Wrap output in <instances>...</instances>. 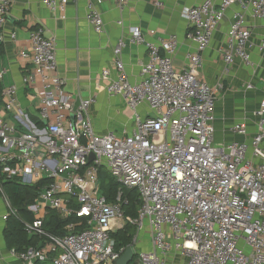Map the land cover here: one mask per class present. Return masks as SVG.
Here are the masks:
<instances>
[{"label":"built area","instance_id":"obj_1","mask_svg":"<svg viewBox=\"0 0 264 264\" xmlns=\"http://www.w3.org/2000/svg\"><path fill=\"white\" fill-rule=\"evenodd\" d=\"M13 1L0 0V45L7 38L4 28ZM71 1L42 0L56 12H64ZM115 1L123 10L130 0ZM234 5L241 11L234 13L227 47L222 49L229 73L237 59L251 64L246 15L264 25V0H204L184 8L182 17L196 50L182 71L173 65L175 38L148 42L142 30L133 27L131 41L146 47L149 60L141 67L140 80L132 83L122 60L125 40L117 41L115 74L104 70L96 88L126 101L133 130L123 135L96 131L88 115L96 98L77 104L66 94L64 81L56 76V40L41 27L30 33V48L21 57L33 68L22 83L38 89L39 118L47 127L36 129L20 108L17 85L5 88L3 111L14 112L21 129L0 118V193L6 196V182L37 186L49 180L28 208L36 221L24 224L29 236L47 241L49 250L12 249L13 255L26 264H114L124 249L117 250L113 234L129 224L136 229L133 264H166L170 236L186 264H264V101L255 113L258 130L251 150L246 143L218 146L215 91L201 78L203 54ZM87 17L94 31L103 35L105 22L93 5ZM117 24L123 25L122 20ZM10 37L15 39L16 33ZM259 50L264 52V42ZM6 75L0 64V82ZM232 132L246 136L247 126L236 124ZM101 173L119 185L112 202L102 194L106 184ZM131 190L137 191L141 203L135 219H127L124 208L129 202L125 192ZM44 209L81 222L69 224L63 236L50 234L39 215ZM145 233L151 236L150 250L138 251Z\"/></svg>","mask_w":264,"mask_h":264},{"label":"crops","instance_id":"obj_2","mask_svg":"<svg viewBox=\"0 0 264 264\" xmlns=\"http://www.w3.org/2000/svg\"><path fill=\"white\" fill-rule=\"evenodd\" d=\"M203 1L130 0L122 10L115 0H72L64 12H56L47 8L42 0H14L4 28L7 38L0 45V64L7 71L4 82H0V118L21 129L14 112L3 111L6 101L3 95L5 88L17 85L20 108L28 115L36 129L44 130L47 127L39 118L41 100L38 89L35 86H24L22 83L23 76L28 74L33 66L21 57V53L30 48V33L41 27L49 38L57 42L56 76L64 81L65 93L72 95L77 104L81 99L96 98V103L88 113L96 131L101 134L131 133L132 113L126 101L120 97H111L96 88L104 70L109 69L115 74L114 47L117 41L120 38L125 40L122 60L132 83L140 80L141 67L149 60L146 47L131 41L130 29L133 27L140 28L148 42L158 43L159 40L175 38L178 48L173 55V65L176 70L182 71L189 65L190 54L196 50L195 43L188 36L191 28L183 19L182 11L187 7L199 6ZM90 5H93L104 19L103 35L94 31L87 17ZM240 11L238 5L230 8L214 32L211 43L203 54L201 78L215 91L214 143L218 146L246 143L251 150L252 139L258 130V118L255 113L264 101V52L259 50L260 44L264 42V25L261 20L246 15V24L251 30L253 44L250 49L251 64L237 59L227 73L222 49L227 47L233 15ZM118 20H122L123 25L119 26ZM14 32L16 38L11 39L10 36ZM162 54L165 55L164 52ZM241 123L247 126L246 136L232 132V127ZM7 198L0 193V264H26L12 254L7 241L10 218L18 216V213L15 216L10 214L9 205L12 204ZM50 213H54L59 220H64L58 213L49 209H44L39 215L45 222ZM23 235L25 241L29 242L34 238L36 246L48 252L49 245L45 239L31 237L26 231ZM168 242L170 251L166 264H186L182 251L175 246L171 236L168 237ZM150 247L151 236L145 233L137 250H150ZM26 248L28 247L20 251Z\"/></svg>","mask_w":264,"mask_h":264},{"label":"trees","instance_id":"obj_3","mask_svg":"<svg viewBox=\"0 0 264 264\" xmlns=\"http://www.w3.org/2000/svg\"><path fill=\"white\" fill-rule=\"evenodd\" d=\"M2 93V86L0 84V96ZM100 178L105 181V179L110 178L107 174L101 173ZM113 180V179H112ZM49 182L48 179H44L37 186H29L19 183L18 181L6 182L4 184L5 195L8 197L14 209H16L18 216L10 218V225L7 230V241L11 249H18L19 251L25 247H37L36 240L34 238L29 242L24 239V224H33L36 221V217L29 212L28 208L33 205L44 185ZM102 194L107 197V199L112 202L115 200L116 194L119 189V185L112 181L111 184L103 186ZM125 197L128 199V204L125 205V215L126 218H137L140 200L137 191L131 190L125 192ZM81 222L78 218H70L68 220H59L54 213H50L48 218L45 219L44 228L45 230L56 236H63L66 234L67 227L72 223ZM83 227L80 226L81 229ZM136 235V229L134 226L127 224L123 229L113 234V238L117 244V250H125L127 247L133 245V239ZM136 260V256L131 264Z\"/></svg>","mask_w":264,"mask_h":264},{"label":"water","instance_id":"obj_4","mask_svg":"<svg viewBox=\"0 0 264 264\" xmlns=\"http://www.w3.org/2000/svg\"><path fill=\"white\" fill-rule=\"evenodd\" d=\"M93 160H94V156L90 158V162H92ZM134 257H135V252L133 246H129L122 255L116 258L114 264H131L134 260Z\"/></svg>","mask_w":264,"mask_h":264},{"label":"rangeland","instance_id":"obj_5","mask_svg":"<svg viewBox=\"0 0 264 264\" xmlns=\"http://www.w3.org/2000/svg\"><path fill=\"white\" fill-rule=\"evenodd\" d=\"M119 131V130H118ZM112 178L110 177V178H107V179H105V181H104V183L106 184V185H109V184H111L112 183Z\"/></svg>","mask_w":264,"mask_h":264}]
</instances>
